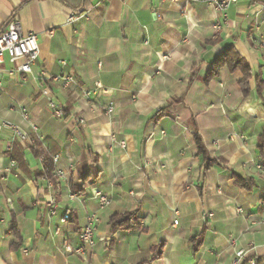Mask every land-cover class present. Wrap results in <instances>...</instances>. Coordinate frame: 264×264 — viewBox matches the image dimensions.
<instances>
[{"label":"crops","instance_id":"obj_1","mask_svg":"<svg viewBox=\"0 0 264 264\" xmlns=\"http://www.w3.org/2000/svg\"><path fill=\"white\" fill-rule=\"evenodd\" d=\"M71 12L77 18L68 21ZM12 16L36 35L39 54L25 80L7 74L14 64L4 57L0 117L30 135L35 125L43 139L1 134L0 264H232L237 250L241 264H264V44L255 45L264 38V0H239L225 19L201 0H0V29ZM217 46L248 65L246 94L239 68L206 78ZM62 74L76 86L61 91L54 77ZM97 83L108 93L82 95ZM42 88L63 107L61 118ZM195 133L228 165L204 171ZM54 154L68 171L58 186L44 170ZM233 174L252 180L250 188ZM94 189L110 198L107 207ZM125 212L136 213L138 228H112L111 216ZM90 213L95 243L82 256L73 249Z\"/></svg>","mask_w":264,"mask_h":264},{"label":"built area","instance_id":"obj_2","mask_svg":"<svg viewBox=\"0 0 264 264\" xmlns=\"http://www.w3.org/2000/svg\"><path fill=\"white\" fill-rule=\"evenodd\" d=\"M207 5L213 7L215 10L222 13L223 19H225V10L232 4H235L239 0H201ZM249 1H259V0H249ZM77 18V12H71L68 21H73ZM220 24H216L215 28L218 29ZM253 37H258L257 35H253ZM256 47H260L264 44V38H259L255 41ZM39 54V47L36 39V35L31 32H23L19 19L16 16H12L11 19L5 24L4 28L0 29V64L3 62L4 57L6 56L9 62L13 63L14 66L12 68L6 69L8 75H14L15 73L20 74L22 80L26 79V75L31 73L32 66L35 63ZM64 64V61H62ZM49 78L44 72L40 74V82H44L45 79ZM56 82H58V87L61 91L68 89L70 87L76 86L78 83L76 78L71 74H62L60 76L54 77ZM3 90L2 82L0 80V93ZM108 93V90L97 83L93 90H83L81 93L84 97H88L91 93ZM41 93L44 96L48 97L47 105L50 108L53 116L57 118H61L64 115V110L61 105L56 104L50 97L49 92L46 88H42ZM113 109V103L109 102L106 106V112H111ZM21 119L23 121H28V113L24 108L20 109ZM78 121H82V118H78ZM34 135H30V133L23 131L17 125L5 120L0 117V137L4 129L13 130L16 138L20 141V143L28 142L31 145H34L35 142L43 139V135L38 132V128L33 125H28ZM120 145L123 146L122 143ZM51 162L53 163V169L51 171V179H48V184L58 186L61 180H64L67 177V170L60 167L58 163L59 156L58 154H54L50 157ZM14 161H12L13 164ZM73 162H69L68 168L73 167ZM71 198H80L78 193H71ZM91 197L96 199L98 202L99 208L107 207L111 200L110 198L101 190L94 189ZM50 203V202H49ZM260 204L264 207V199L261 200ZM49 213H54V207L49 209ZM69 212L66 211L61 216V221L65 222L69 218ZM85 224L79 232V240L80 245L73 249L74 253L84 256L85 251L84 247H92L95 243L94 232L96 231V224L98 222V217L95 213L87 214L85 217ZM261 222L264 223V213L261 217ZM176 223V220L174 221ZM233 241V240H231ZM252 244V243H251ZM235 257L232 261V264H241L244 251L237 250L234 252ZM248 264H255V260L250 258L248 260Z\"/></svg>","mask_w":264,"mask_h":264},{"label":"trees","instance_id":"obj_3","mask_svg":"<svg viewBox=\"0 0 264 264\" xmlns=\"http://www.w3.org/2000/svg\"><path fill=\"white\" fill-rule=\"evenodd\" d=\"M218 47V46H217ZM216 51L215 59L207 64V75L206 78H210L218 73V69L224 65L228 66L230 70L239 68L242 72V78L239 80V85L244 94L248 91V79L250 77V69L244 60L238 55V53L231 47L226 48L218 47ZM206 65V64H205ZM258 89L261 88V83L257 85ZM264 109V101L262 103ZM166 109L160 110L158 113L161 114ZM194 142L197 149V155L201 156L204 161V171L209 169L214 164L228 165L227 162L220 158L210 157L207 150L201 140V138L195 133ZM257 148L261 158V166L264 167V130L257 137ZM45 174L49 175L52 170L51 159H48L44 163ZM236 185L249 189L252 180L244 179L239 175L233 174ZM110 221L112 222V228H138L137 216L134 212H125L123 214H114L111 216ZM263 258H257V261H261Z\"/></svg>","mask_w":264,"mask_h":264}]
</instances>
